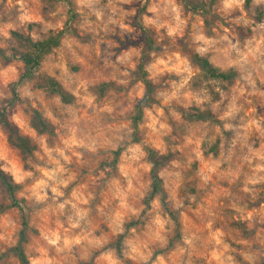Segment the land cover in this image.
Listing matches in <instances>:
<instances>
[{
	"label": "rangeland",
	"instance_id": "obj_1",
	"mask_svg": "<svg viewBox=\"0 0 264 264\" xmlns=\"http://www.w3.org/2000/svg\"><path fill=\"white\" fill-rule=\"evenodd\" d=\"M210 10L181 0H0L1 47H17L12 31L41 40L76 30L40 67L72 103L35 80L17 86L10 118L35 153L24 159L0 125V165L21 185L31 264H264V0H215ZM137 19L160 49L146 64L157 103L135 138L146 92L133 74L143 49ZM191 52L237 76L207 77ZM22 72L21 62L0 58V107ZM32 108L54 134L33 129ZM195 108L215 120L189 117ZM146 147L172 155L160 170L168 210L158 195L146 204ZM7 203L0 186V264H18L10 249L21 212Z\"/></svg>",
	"mask_w": 264,
	"mask_h": 264
},
{
	"label": "trees",
	"instance_id": "obj_2",
	"mask_svg": "<svg viewBox=\"0 0 264 264\" xmlns=\"http://www.w3.org/2000/svg\"><path fill=\"white\" fill-rule=\"evenodd\" d=\"M181 1L187 9L193 12H201L205 15L210 13V8L215 2V0ZM251 1L252 0H246V4H250ZM136 23L142 32L143 49L140 62L133 74L137 79L139 78V80L145 84L146 92L144 97L136 105L135 114L132 118L133 136L135 138H137L136 133L138 132L140 123L143 120L145 110L157 103V86L148 76L146 64L151 55L158 52L160 49L154 38V32L140 19H137ZM206 24H210L208 19H206ZM69 32L75 33L76 30L73 26L67 25L65 28L57 31L56 33L49 35L47 38L34 40L30 35H26L18 31H12V37L17 43V47L13 46L10 48H4L0 46V58L6 62L17 60L23 64V72L21 73L19 80L11 86L12 97L5 105L0 107V125L6 132L8 141L19 150L24 159L31 157L35 153L37 145L33 143L29 137L23 135L20 132L19 127L10 118L13 111L12 108L21 100L17 92V86L24 81L35 80L40 88H43L51 95L59 96L61 101L65 103H72L74 101V95L66 90L56 78L40 73V67L44 57L55 47L59 46L63 36ZM190 57L195 65L207 77L223 81H232L237 76V72L234 69L222 70L216 67L208 57L200 55L199 53L191 52ZM188 116L197 120H215L211 111H202L196 108L189 112ZM30 122L33 129L39 134L52 135L55 132L54 125L36 108L31 109ZM145 151L147 159L151 164V191L146 199V204L149 205L150 201L158 195L161 198L164 208L168 210L166 193L160 176V170L168 164L172 155L170 153H159L150 147H146ZM118 153L119 151L116 152L117 155ZM0 186L2 187L8 200V203L5 204V208L9 209L17 207L21 212V229L19 231L18 240L10 251L17 258L18 264H31L26 252L30 223L25 212V201L24 199H19L17 196V192L21 188V185L17 183L13 176L1 165ZM130 224L135 225L136 223L132 222ZM175 226L177 232L179 233L181 224L178 220H175ZM122 238L123 235H119V244H121Z\"/></svg>",
	"mask_w": 264,
	"mask_h": 264
}]
</instances>
